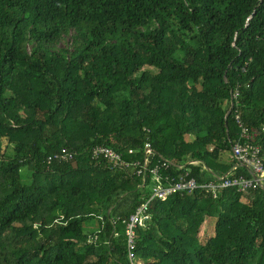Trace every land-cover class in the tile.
I'll return each instance as SVG.
<instances>
[{"label":"trees","instance_id":"16d2710c","mask_svg":"<svg viewBox=\"0 0 264 264\" xmlns=\"http://www.w3.org/2000/svg\"><path fill=\"white\" fill-rule=\"evenodd\" d=\"M237 88L264 158V0H0V264H131L112 221L158 180L92 164L90 150L130 159L149 140L173 174L196 161L192 176L217 183L235 166ZM63 148L75 160L48 165ZM149 214L142 264H264L263 189L176 194Z\"/></svg>","mask_w":264,"mask_h":264},{"label":"built area","instance_id":"2783aa9c","mask_svg":"<svg viewBox=\"0 0 264 264\" xmlns=\"http://www.w3.org/2000/svg\"><path fill=\"white\" fill-rule=\"evenodd\" d=\"M240 92L237 88L232 93L231 110L234 108V119L239 128L238 140L231 144V159L235 165L245 168L249 176L243 174L226 173L217 178L218 182L199 183L193 176L189 168L196 165V161H190L183 167H177L176 173L170 172L174 163L159 155L153 148L151 141L147 140L139 149H128L127 154L130 159L124 157L123 152L114 148L98 144L89 152V160L92 164L99 165L106 163L112 169H120L127 172L130 177L141 179L145 186L148 177H154L158 183L150 185V198L146 203L139 205L128 219L113 220L115 237L120 234L116 230L120 225L124 226V236L126 240L127 256L131 264H142L137 255V229L144 226L151 220L149 214V203L154 199L165 200L169 196L176 194H194L198 190L211 192L214 198H218L223 189H236L241 193L249 191L264 190V158L261 156V148L256 144L255 139L259 133L257 129L248 128L244 125L241 115L236 108L234 100H237ZM149 134L150 130L145 129ZM77 154L69 149L63 148L60 152L48 157V165L54 162L74 161ZM98 239V234L89 239V243H94Z\"/></svg>","mask_w":264,"mask_h":264},{"label":"rangeland","instance_id":"374dc122","mask_svg":"<svg viewBox=\"0 0 264 264\" xmlns=\"http://www.w3.org/2000/svg\"><path fill=\"white\" fill-rule=\"evenodd\" d=\"M68 40H70V39L67 38L66 42L65 43H60L59 46L65 47L67 45ZM102 99H104V97H102ZM22 112H23V116H28V115L32 114V112L29 109H23L22 108ZM225 158L229 159L230 158V154L226 153L225 154ZM25 172H26V170H23V173H25ZM149 189H150V187H149ZM207 223H208V221L203 225V229L200 232V236H203L206 232H209L211 234L213 233V230H214L213 227L214 226L210 225V228L207 229ZM99 226H100L99 222H97L96 220L88 221V222L85 223V231H87V232L95 231L96 229L99 228Z\"/></svg>","mask_w":264,"mask_h":264},{"label":"crops","instance_id":"0c3cea01","mask_svg":"<svg viewBox=\"0 0 264 264\" xmlns=\"http://www.w3.org/2000/svg\"><path fill=\"white\" fill-rule=\"evenodd\" d=\"M230 158H231V154H230ZM231 161H232V159H231ZM240 169H242L243 171H245V174H243V175H246V176H249V174H248V171L245 169V168H242V167H239V166H234V167H232L228 172H230V173H234V174H238V170H240ZM227 172V173H228ZM133 213H135V211L133 212ZM132 213V214H133ZM131 214V215H132ZM130 215V216H131ZM129 216V217H130ZM129 217H121V216H117L115 219H118V218H120V219H128ZM115 219H113V220H115ZM99 222L101 223H99V225L100 226H103V224H104V220L103 219H101V218H99ZM113 222V221H112ZM112 225H113V223H112ZM99 226V228L98 229H96L95 231H93V235H95V234H98V239H97V241L99 240V235H100V233H101V228L102 227H100ZM120 227L122 228V229H120ZM114 230H115V228H114V225H113V232H112V237L114 238V239H119V238H121V237H123L124 239H125V236H124V226H122V225H120L119 227H117V231L119 232V236L118 237H115L114 235H113V233H114ZM92 232V231H91ZM90 235H92V233L90 234ZM92 237V236H91ZM96 241V242H97ZM95 243V242H94ZM125 243H126V240H125ZM90 244H92V243H90Z\"/></svg>","mask_w":264,"mask_h":264}]
</instances>
